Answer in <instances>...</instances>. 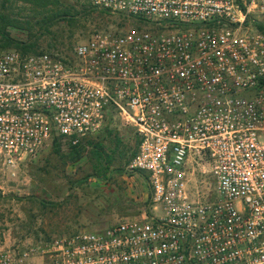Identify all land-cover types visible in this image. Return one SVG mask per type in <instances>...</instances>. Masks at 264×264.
<instances>
[{"label": "built area", "instance_id": "obj_1", "mask_svg": "<svg viewBox=\"0 0 264 264\" xmlns=\"http://www.w3.org/2000/svg\"><path fill=\"white\" fill-rule=\"evenodd\" d=\"M90 2L134 25L69 55L0 49V178L117 116L153 212L0 250V264H264V0Z\"/></svg>", "mask_w": 264, "mask_h": 264}, {"label": "rangeland", "instance_id": "obj_2", "mask_svg": "<svg viewBox=\"0 0 264 264\" xmlns=\"http://www.w3.org/2000/svg\"><path fill=\"white\" fill-rule=\"evenodd\" d=\"M2 1L0 14L17 20L19 26L6 30L18 40L36 39L39 51L69 55L75 44L96 31L118 33L134 25L122 14L102 12L90 0H62L80 12V22L69 27L60 21L45 30L38 23L44 11L23 1L5 6ZM91 6L95 8L84 12ZM89 139L102 142L101 161L91 145L86 144L81 156L74 158L67 142H62L59 153L49 142L36 158L19 162L0 178V250L22 249L80 230L101 229L123 218L152 214L151 189L141 172L129 167L137 146L134 127L112 116L107 128ZM204 169L196 171L194 182L207 194L211 183ZM35 259L30 264H36Z\"/></svg>", "mask_w": 264, "mask_h": 264}, {"label": "trees", "instance_id": "obj_3", "mask_svg": "<svg viewBox=\"0 0 264 264\" xmlns=\"http://www.w3.org/2000/svg\"><path fill=\"white\" fill-rule=\"evenodd\" d=\"M18 1L29 3L35 9L39 8L40 10L45 12V14L38 21V23H40V27L44 28L45 30H48L50 26H53L60 21H65L69 27H74L77 26L81 20L80 12H78L74 8V6L63 2L62 0H18ZM10 2H16V0H3L1 4L2 6H5V3H10ZM92 8L95 7L91 6L90 8L86 9L84 12H87L88 14L90 11H92ZM101 10L102 12H109L107 10H103V9ZM7 26L19 27L17 24V20L16 21L13 20V18H10L6 14H0V49H6L12 47L13 49H17L23 53H31V52L34 53L39 51L37 50L36 39L30 41H22L13 38L6 30ZM111 119L112 116L110 115L107 118V121L103 126V128H107L109 121ZM98 133L85 136L77 144H71L70 142H67L70 150L75 156L74 158L76 157L78 158L79 156H81V153L84 151L85 145L87 144L93 147V151L95 152V154H97L98 160L101 161L100 158H102V154L104 153L102 151L103 149L102 142L89 139L90 137L96 136ZM62 142H63L62 137L60 136H55L53 138L51 144L53 146V150L56 153L60 152V147ZM137 147H138V141H137L136 149L132 153L131 158L136 154ZM105 169H107V167H105ZM141 174L145 179H147V175L144 172H141Z\"/></svg>", "mask_w": 264, "mask_h": 264}, {"label": "crops", "instance_id": "obj_4", "mask_svg": "<svg viewBox=\"0 0 264 264\" xmlns=\"http://www.w3.org/2000/svg\"><path fill=\"white\" fill-rule=\"evenodd\" d=\"M96 229V228H95ZM99 229V228H98ZM36 264H41V259L40 258H36Z\"/></svg>", "mask_w": 264, "mask_h": 264}]
</instances>
